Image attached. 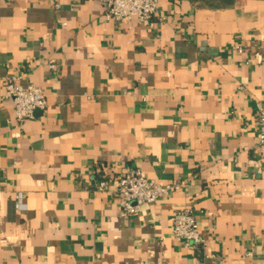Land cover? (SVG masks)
Instances as JSON below:
<instances>
[{"label":"crops","instance_id":"0c3cea01","mask_svg":"<svg viewBox=\"0 0 264 264\" xmlns=\"http://www.w3.org/2000/svg\"><path fill=\"white\" fill-rule=\"evenodd\" d=\"M104 12L0 0V264H264V0H160L142 24ZM11 77L46 96L22 124ZM133 168L179 188L125 219L97 173ZM185 208L202 245L174 238Z\"/></svg>","mask_w":264,"mask_h":264},{"label":"built area","instance_id":"2783aa9c","mask_svg":"<svg viewBox=\"0 0 264 264\" xmlns=\"http://www.w3.org/2000/svg\"><path fill=\"white\" fill-rule=\"evenodd\" d=\"M104 6V15L107 20L115 23H147L158 12L160 0H100ZM58 7V5H56ZM241 54L243 49L237 46ZM54 68V65H50ZM14 106L17 121L22 124L28 119L35 118L38 112L47 109L46 96L43 90L35 85L24 86L18 77H11L5 81V95ZM257 116L259 121L258 147L264 149V104H257ZM102 169V168H101ZM97 189L105 191L109 185L113 187L122 218L128 219L137 215L143 205H150L159 199L166 197L170 191L179 188L178 184L161 186L146 178L139 168H133L129 172L120 175H111L98 170ZM17 206L24 210L22 195H17ZM3 200L0 191V205ZM174 238L187 247L199 246L204 240L199 232V226L194 212L190 208L178 210L173 214ZM252 256L251 253L248 254Z\"/></svg>","mask_w":264,"mask_h":264},{"label":"trees","instance_id":"16d2710c","mask_svg":"<svg viewBox=\"0 0 264 264\" xmlns=\"http://www.w3.org/2000/svg\"><path fill=\"white\" fill-rule=\"evenodd\" d=\"M227 1H230V0H223V2H227Z\"/></svg>","mask_w":264,"mask_h":264}]
</instances>
